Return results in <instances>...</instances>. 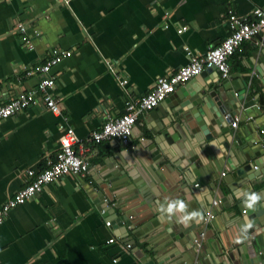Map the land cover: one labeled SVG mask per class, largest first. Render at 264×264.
I'll list each match as a JSON object with an SVG mask.
<instances>
[{
	"label": "crops",
	"instance_id": "obj_1",
	"mask_svg": "<svg viewBox=\"0 0 264 264\" xmlns=\"http://www.w3.org/2000/svg\"><path fill=\"white\" fill-rule=\"evenodd\" d=\"M230 5L245 16L264 8V0ZM228 7L229 0H0V105L36 87L37 78H23L24 72L43 64L50 49L72 51L51 71L59 114L40 103L0 122V207L25 185V170H42L54 160L64 128L74 129V150L89 163L86 176H63L7 215L0 225V264H142L144 258L158 264L169 253L157 251L182 229L202 235L199 245L181 248L166 264L240 262L244 221L237 206L252 193L264 206V161L247 172H258L251 180L231 175L247 163L245 156L257 160V150L264 152V36L233 54L227 79L208 70L193 82L225 85L222 95L238 108L233 151L216 139H197L181 115L174 116L187 109L180 89L138 117L127 146L87 143L107 118L123 112L128 96L147 94L156 78L186 65L187 50L204 54L221 42L228 35ZM20 23L40 32L33 49L23 45ZM193 167L203 172L202 183H192ZM174 200L202 219L185 226V213L161 214L158 206ZM209 212L214 219L205 223ZM115 216L122 222L116 228ZM253 244L264 247V232Z\"/></svg>",
	"mask_w": 264,
	"mask_h": 264
},
{
	"label": "built area",
	"instance_id": "obj_2",
	"mask_svg": "<svg viewBox=\"0 0 264 264\" xmlns=\"http://www.w3.org/2000/svg\"><path fill=\"white\" fill-rule=\"evenodd\" d=\"M235 1L229 0V7L226 12L228 35L221 42L209 47L204 54H193L187 50L188 63L186 65L156 78L152 89L147 94L139 97L128 96L125 100L123 112L117 117L107 118L99 130L91 132L87 138V143L96 145L105 141L116 140L123 146H127L130 142L132 130L141 114L157 108L177 89L184 87L202 72L212 70L221 79H227L230 74L229 60L233 54L241 50L244 43L252 41L256 36H264V8L255 7L248 15H238L230 5ZM183 30L184 28H180L178 33ZM16 31L20 34L23 45L28 49L34 48V38L41 37L38 30L33 27L30 30L23 23L16 26ZM71 55L72 51L70 50L52 48L49 50L48 58L43 64L26 69L23 78H37L36 87L32 91L21 92L3 102L0 105V122L40 103L52 114H59V103L52 96L55 80L51 76V71L62 60ZM120 84L125 86L127 80H121ZM238 123L239 117H233L230 123L231 128L236 129ZM78 143L79 139L75 135L74 129L64 128L54 160L48 161L47 168L42 170H25L24 175L27 180L25 185L1 205L0 225L13 209L25 204L42 192L46 185L66 175L84 177L88 174V161L74 150ZM221 175L224 176V173ZM217 202V200H213L214 205ZM101 213L104 214V211H101ZM213 219L214 215L209 212L203 218V222L208 223ZM105 225L110 227L111 223L107 221ZM199 237H202V235L198 236L194 241V245H199ZM113 241L112 238L108 243H113ZM126 247L130 248V245ZM115 262L113 260V263Z\"/></svg>",
	"mask_w": 264,
	"mask_h": 264
},
{
	"label": "water",
	"instance_id": "obj_3",
	"mask_svg": "<svg viewBox=\"0 0 264 264\" xmlns=\"http://www.w3.org/2000/svg\"><path fill=\"white\" fill-rule=\"evenodd\" d=\"M261 38V36H256L253 40H261ZM262 60H264L263 52ZM196 78L187 83L184 87L179 88L180 92L184 94L183 98L186 99L188 97L186 100L187 102L185 103L187 109H181L180 111L178 109L173 113L174 116L178 117L179 115H181V123L187 124V126L191 129L192 134L195 135L197 139H199L201 136L205 141L216 139L221 145H223L225 150L229 149L233 151L235 149L233 142L237 141V137L233 129H231L230 123L233 117L238 114V108L235 106L234 102L228 95L226 97L222 95V92L225 90V85L222 84L220 87H215L212 85L213 83H205V85L198 86L193 84ZM177 92L175 91L169 96V98L171 99L173 97H176L179 94H176ZM244 109L247 108L245 107ZM257 152L260 154H255L256 158L259 155L257 160L262 159V156H264L263 150L258 149ZM245 158L247 163L244 164L240 170L232 173V178H237V176H245L251 180L253 179V177L259 176L258 172H253V177H251L252 175H248L247 172L254 166H258V163L264 160H253V158H251L249 155L245 156ZM192 172L195 174V180L192 181L193 184L201 181L199 180V177L203 179V172H198V169L194 167ZM120 173H122V169L120 170ZM124 176V173H122L120 178ZM188 178L190 179L189 174ZM215 189L216 186L213 187V190ZM99 199L105 200V197L102 193L99 194ZM211 199L212 198L208 200L212 201ZM258 202L261 203V200H259ZM258 202L252 208H248L244 201H242L237 206L238 211L242 214L240 219L244 221V224L239 226V236L241 237V239H243L242 242L244 245V251L241 254V263L238 261L233 262V264H264V247H258L257 245L255 250L253 244L256 243V238H258L264 232V230L262 229V227H264V206H262V204L260 205ZM105 206L108 207L107 204H105ZM111 212H114V210H112ZM115 223L122 225L121 219L117 218L116 216L112 221V225L116 228ZM126 225L128 226L129 223L126 222ZM196 239V234L193 235V233H191L190 231L182 229L181 232L177 234L176 239H171V241H169L164 247L157 251L161 254L169 253L167 258L162 262H159L158 264L175 262L180 254H182L181 248H187V245H189L190 250L194 251L193 243ZM141 263L156 264V262H153L152 260L147 258H144ZM218 264L230 263L229 261H226L225 263L224 261H222Z\"/></svg>",
	"mask_w": 264,
	"mask_h": 264
},
{
	"label": "clouds",
	"instance_id": "obj_4",
	"mask_svg": "<svg viewBox=\"0 0 264 264\" xmlns=\"http://www.w3.org/2000/svg\"><path fill=\"white\" fill-rule=\"evenodd\" d=\"M260 200V196L256 193H252L247 196L245 201L246 206L248 208H252L258 201ZM187 205L182 200H174L167 203V207L163 204L158 206V210L161 214L167 213L169 217H171L174 213H185L184 215L180 216V222L183 223L185 226H188V222L191 220H196L197 222L199 219H202V214L198 211L187 212ZM239 242V241H238Z\"/></svg>",
	"mask_w": 264,
	"mask_h": 264
}]
</instances>
